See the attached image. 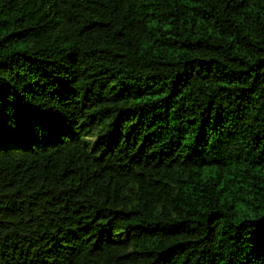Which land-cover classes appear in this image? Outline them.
Instances as JSON below:
<instances>
[{
    "label": "trees",
    "instance_id": "1",
    "mask_svg": "<svg viewBox=\"0 0 264 264\" xmlns=\"http://www.w3.org/2000/svg\"><path fill=\"white\" fill-rule=\"evenodd\" d=\"M0 264H264V0H0Z\"/></svg>",
    "mask_w": 264,
    "mask_h": 264
}]
</instances>
